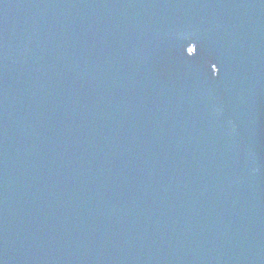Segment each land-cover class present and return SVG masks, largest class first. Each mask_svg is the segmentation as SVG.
Segmentation results:
<instances>
[{
  "label": "water",
  "instance_id": "95a60500",
  "mask_svg": "<svg viewBox=\"0 0 264 264\" xmlns=\"http://www.w3.org/2000/svg\"><path fill=\"white\" fill-rule=\"evenodd\" d=\"M0 264H264V0H0Z\"/></svg>",
  "mask_w": 264,
  "mask_h": 264
},
{
  "label": "snow or ice",
  "instance_id": "6c2138e0",
  "mask_svg": "<svg viewBox=\"0 0 264 264\" xmlns=\"http://www.w3.org/2000/svg\"><path fill=\"white\" fill-rule=\"evenodd\" d=\"M196 50H197V49L195 48V51H196ZM213 68H215V69L217 70V73H218L219 69L217 68V66H216L215 64L212 65V69H213Z\"/></svg>",
  "mask_w": 264,
  "mask_h": 264
}]
</instances>
